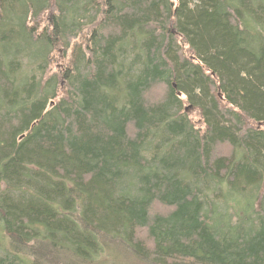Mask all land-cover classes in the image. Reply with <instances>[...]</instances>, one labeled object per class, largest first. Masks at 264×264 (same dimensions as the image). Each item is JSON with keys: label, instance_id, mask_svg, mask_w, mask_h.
<instances>
[{"label": "trees", "instance_id": "16d2710c", "mask_svg": "<svg viewBox=\"0 0 264 264\" xmlns=\"http://www.w3.org/2000/svg\"><path fill=\"white\" fill-rule=\"evenodd\" d=\"M130 261L264 264V0H0V264Z\"/></svg>", "mask_w": 264, "mask_h": 264}, {"label": "rangeland", "instance_id": "374dc122", "mask_svg": "<svg viewBox=\"0 0 264 264\" xmlns=\"http://www.w3.org/2000/svg\"><path fill=\"white\" fill-rule=\"evenodd\" d=\"M65 63H66V59L63 61L60 60V61L56 62L55 65H53V68L54 69L56 68V70L59 71L62 69V67L65 65ZM188 113H189V116L192 118V120L197 124L198 117L196 116V112L193 110H190ZM129 264H135V263H132V261H130Z\"/></svg>", "mask_w": 264, "mask_h": 264}]
</instances>
